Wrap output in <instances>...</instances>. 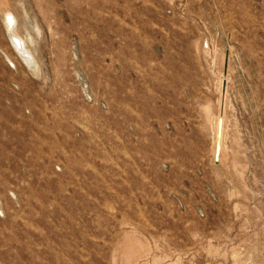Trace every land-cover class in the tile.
<instances>
[{
    "label": "rangeland",
    "instance_id": "1",
    "mask_svg": "<svg viewBox=\"0 0 264 264\" xmlns=\"http://www.w3.org/2000/svg\"><path fill=\"white\" fill-rule=\"evenodd\" d=\"M0 264H264V0H0Z\"/></svg>",
    "mask_w": 264,
    "mask_h": 264
},
{
    "label": "bare ground",
    "instance_id": "2",
    "mask_svg": "<svg viewBox=\"0 0 264 264\" xmlns=\"http://www.w3.org/2000/svg\"><path fill=\"white\" fill-rule=\"evenodd\" d=\"M12 11L9 8L4 10V23H5V27H6L5 30L8 31V33H9V35L11 37L13 45L23 55L22 58H24V62L26 61L25 63H27L28 66H30L32 68L33 65H34V62H36V61H34V55L31 53V50L29 49V41H32V38H31V36L28 37V38H25V37H23L22 35L19 34L20 32L18 31L17 21H16L17 18L14 15L15 13H13ZM38 27H39V25H38ZM33 53H34V51H33ZM39 66H41V65H39ZM34 69L37 70V67L34 68ZM224 80H226V76L225 75L222 76V85H221V89H220V93H221L220 107H219L220 108V113L218 114V117L216 118V123H215L216 132H215V140H214V152H215V155H216V161H218L220 159V153H221V151L223 149V142H224V137H225L224 112H225V108H226L227 89H226V92L224 93L223 92ZM220 121H221L222 137H221V148H220V151L218 153L216 151V143H217V135H218L219 127H220Z\"/></svg>",
    "mask_w": 264,
    "mask_h": 264
},
{
    "label": "water",
    "instance_id": "3",
    "mask_svg": "<svg viewBox=\"0 0 264 264\" xmlns=\"http://www.w3.org/2000/svg\"><path fill=\"white\" fill-rule=\"evenodd\" d=\"M228 69V59L226 58V63H225V74L227 73ZM226 87H227V82L224 80L223 83V92H226ZM221 137H222V132H221V121H220V127L217 135V143H216V151L219 153L220 148H221ZM219 161V160H218Z\"/></svg>",
    "mask_w": 264,
    "mask_h": 264
}]
</instances>
